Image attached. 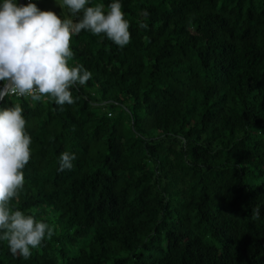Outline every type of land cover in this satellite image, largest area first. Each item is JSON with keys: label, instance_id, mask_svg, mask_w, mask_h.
Returning a JSON list of instances; mask_svg holds the SVG:
<instances>
[{"label": "trees", "instance_id": "1", "mask_svg": "<svg viewBox=\"0 0 264 264\" xmlns=\"http://www.w3.org/2000/svg\"><path fill=\"white\" fill-rule=\"evenodd\" d=\"M123 11L124 48L72 37L70 64L93 74L73 105L0 102L22 105L33 141L13 207L55 226L27 261L0 242V264H264V0Z\"/></svg>", "mask_w": 264, "mask_h": 264}, {"label": "clouds", "instance_id": "2", "mask_svg": "<svg viewBox=\"0 0 264 264\" xmlns=\"http://www.w3.org/2000/svg\"><path fill=\"white\" fill-rule=\"evenodd\" d=\"M55 3L62 9L59 15L41 10L35 0L26 4L0 0V101L7 97L49 100L63 111L64 105L76 102L71 90L86 85L93 76L82 64H70L72 37L87 31L103 35L121 49L131 43L123 0H111L107 10L93 0ZM139 27L147 29L148 24L142 21ZM26 124L20 103L0 105V242L6 241L12 256L25 261L55 234L54 225L13 207L25 187L24 169L32 157L33 141ZM76 159L75 153L62 152L57 170H73ZM254 211L259 217L261 208Z\"/></svg>", "mask_w": 264, "mask_h": 264}, {"label": "rangeland", "instance_id": "3", "mask_svg": "<svg viewBox=\"0 0 264 264\" xmlns=\"http://www.w3.org/2000/svg\"><path fill=\"white\" fill-rule=\"evenodd\" d=\"M37 3V6L41 10H52V11H57L58 9H61L56 3L55 0H35ZM62 11V9H61ZM64 12V9H63Z\"/></svg>", "mask_w": 264, "mask_h": 264}, {"label": "water", "instance_id": "4", "mask_svg": "<svg viewBox=\"0 0 264 264\" xmlns=\"http://www.w3.org/2000/svg\"><path fill=\"white\" fill-rule=\"evenodd\" d=\"M21 3H25L24 0H21ZM1 102V101H0Z\"/></svg>", "mask_w": 264, "mask_h": 264}, {"label": "built area", "instance_id": "5", "mask_svg": "<svg viewBox=\"0 0 264 264\" xmlns=\"http://www.w3.org/2000/svg\"><path fill=\"white\" fill-rule=\"evenodd\" d=\"M27 2V1H26Z\"/></svg>", "mask_w": 264, "mask_h": 264}]
</instances>
